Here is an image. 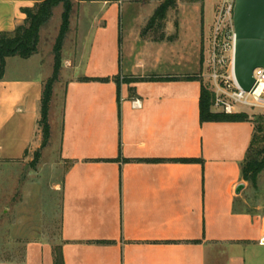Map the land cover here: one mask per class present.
I'll use <instances>...</instances> for the list:
<instances>
[{
	"label": "crops",
	"instance_id": "obj_1",
	"mask_svg": "<svg viewBox=\"0 0 264 264\" xmlns=\"http://www.w3.org/2000/svg\"><path fill=\"white\" fill-rule=\"evenodd\" d=\"M37 1L0 0V31L21 24V8ZM118 30L117 64L102 74L107 82L84 76L85 56L73 48L64 58L62 46L48 114L49 146L54 138L63 164L52 186L59 193L58 241L28 240L14 256L12 241L5 238L0 264H54L57 248L64 264H264V245L258 243L264 213L244 198L248 181L240 173L222 191L210 189L206 162L199 161L209 158L205 130L215 124L200 122L201 82L185 77L204 68L200 27L179 55L172 48L178 36L168 40L178 33L175 27L165 25L159 38L147 36L143 26ZM37 54L6 59L0 78V160L33 156L40 149V100L52 73V47L47 75L28 73ZM174 59L180 68L172 72ZM62 65L68 77H62ZM115 77L121 79L120 100ZM41 242L44 250L37 248Z\"/></svg>",
	"mask_w": 264,
	"mask_h": 264
},
{
	"label": "rangeland",
	"instance_id": "obj_2",
	"mask_svg": "<svg viewBox=\"0 0 264 264\" xmlns=\"http://www.w3.org/2000/svg\"><path fill=\"white\" fill-rule=\"evenodd\" d=\"M163 1L71 0L69 27L63 41L64 58L75 48L82 57L85 56L80 72L84 76L107 82L108 79L102 74L117 64L119 27L126 30L129 27L143 26L147 29V36L151 38L164 37L165 25H168L169 29L175 27L178 33L176 30L168 35V40H174L178 36L172 47L175 54L190 47L195 28L200 27L199 54L202 59V51H205L204 68L201 66L198 72H190L185 77H197L210 89L207 58L210 31L218 0H175V5L168 8L164 19L157 18L150 24V18ZM62 10V3L57 4L48 20L42 24L38 54L32 62L34 64H28V73H49L50 51L54 34L60 25ZM179 64V61L174 59L170 65L171 71H177ZM167 67L169 68V65H165V68ZM181 68L186 69V66ZM69 73L66 66L62 65V77H68ZM11 74L16 75L15 69ZM112 81L116 100H120L117 96L121 79L115 77ZM55 89L57 92L59 87L56 86ZM262 98L264 100V94ZM54 101L51 112L53 127L58 117V102L57 99ZM237 113L246 115L245 121H237L245 123L212 122L215 124L205 130L206 155L209 158H199V161L206 162L207 186H210V189L214 187L215 190L222 191L229 180L240 177L243 163L241 159L247 152L251 135L254 136L253 149L260 151L259 159L264 158V107H240ZM54 143L53 138L51 146L48 142L41 148L40 158L35 164H32V154L0 160V241L5 238L12 241L14 256L19 255L28 240L51 237L58 241L59 193L54 192L52 186L60 180L63 164L57 158ZM244 198L250 207H258L256 211L264 213V168L257 173L254 182L248 181ZM225 200L226 198L221 197V205ZM44 244L46 243L41 242L37 248L44 250Z\"/></svg>",
	"mask_w": 264,
	"mask_h": 264
},
{
	"label": "trees",
	"instance_id": "obj_3",
	"mask_svg": "<svg viewBox=\"0 0 264 264\" xmlns=\"http://www.w3.org/2000/svg\"><path fill=\"white\" fill-rule=\"evenodd\" d=\"M59 3H62L60 25L57 36L52 46L53 67L50 77L43 84L40 100V118L38 128L41 133L40 149L45 147L50 139L51 131L48 120L50 102L54 83L58 80V74L61 67V51L63 41L69 27V19L72 11L71 0H38L32 6L21 8L25 14L23 22L17 25L11 31H0V78L5 70L6 59L8 57H19L27 59L38 52L40 42V28L52 14V9ZM175 5V0H164L155 10L149 23L157 18L164 19L168 8ZM213 92L205 85L200 84L199 95V119L200 122H237L245 121L246 115L243 113H222L212 111ZM252 136L250 145L247 149L245 159L242 163L241 174L247 181L254 182L256 175L264 168V158L259 159L258 150L253 149ZM40 149L33 153L32 164H35L40 158ZM182 161H193L195 159L184 158ZM54 264H64L63 256L60 249H56L53 259Z\"/></svg>",
	"mask_w": 264,
	"mask_h": 264
},
{
	"label": "built area",
	"instance_id": "obj_4",
	"mask_svg": "<svg viewBox=\"0 0 264 264\" xmlns=\"http://www.w3.org/2000/svg\"><path fill=\"white\" fill-rule=\"evenodd\" d=\"M233 0H218L210 31L208 66L210 90L213 92V111L237 113L240 107H264V68L253 71L255 88L243 91L233 75L235 33L233 27ZM264 245V234L258 239Z\"/></svg>",
	"mask_w": 264,
	"mask_h": 264
},
{
	"label": "water",
	"instance_id": "obj_5",
	"mask_svg": "<svg viewBox=\"0 0 264 264\" xmlns=\"http://www.w3.org/2000/svg\"><path fill=\"white\" fill-rule=\"evenodd\" d=\"M233 75L243 91L255 88L253 71L264 68V0H234Z\"/></svg>",
	"mask_w": 264,
	"mask_h": 264
}]
</instances>
